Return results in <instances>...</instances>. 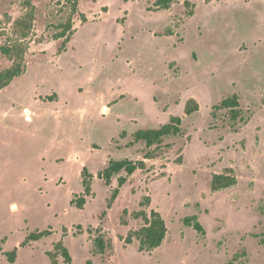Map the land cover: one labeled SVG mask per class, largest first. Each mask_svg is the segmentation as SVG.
Wrapping results in <instances>:
<instances>
[{
	"label": "rangeland",
	"instance_id": "1",
	"mask_svg": "<svg viewBox=\"0 0 264 264\" xmlns=\"http://www.w3.org/2000/svg\"><path fill=\"white\" fill-rule=\"evenodd\" d=\"M27 1L0 0V72L12 65L3 46L27 52V71L1 95L0 171L22 147V162L42 174L0 177V264H52L47 253L59 241L70 264H264V0H173L162 11H151L156 0H80L76 14L67 0ZM28 11L34 27L20 39L14 23ZM71 19L68 50L58 55L56 36ZM52 92L58 101L35 100ZM234 94L243 121L233 124L226 111L214 118L213 107ZM190 99L199 111L187 115ZM173 116L183 133L165 139L161 157L145 161L111 208L118 182L98 177L84 209L71 205L83 193L81 163L97 173L110 159L143 160L145 145H130L132 135ZM228 169L236 185L212 191L213 176ZM142 210L160 212L168 227L150 253L124 241L143 225L133 217ZM189 217L204 233L185 225ZM44 230L52 235L21 247ZM96 230L113 250L95 253Z\"/></svg>",
	"mask_w": 264,
	"mask_h": 264
},
{
	"label": "trees",
	"instance_id": "2",
	"mask_svg": "<svg viewBox=\"0 0 264 264\" xmlns=\"http://www.w3.org/2000/svg\"><path fill=\"white\" fill-rule=\"evenodd\" d=\"M70 4L74 14L78 12V5L80 0H67ZM209 2L212 0H208ZM28 0L26 6L30 7L31 4ZM173 4V0H156L154 3V8L151 11H162L169 10ZM189 5L188 2H186ZM188 16H193L194 12L190 11ZM83 17V16H82ZM85 22V17L82 20ZM34 27V15L31 11L26 12L23 16L17 19L14 23V34L20 39H26ZM73 20H68L67 25L64 29L56 36V39H63L62 48L58 50L61 54L67 50V45L71 41V36L73 33ZM170 34V31H167ZM2 54L7 57L8 60L12 62V65L0 72V93L5 88L9 87L12 82L18 77L22 76L27 69L26 64V49L23 48L18 42L13 44H8L1 48ZM50 97L48 100H53ZM199 111V104L196 100L190 99L185 108V113L187 115H192ZM226 111L230 121L236 124L239 121H243V111L241 109L240 98L238 95L222 100L218 105L213 107L212 115L214 118L217 117V112ZM182 118L173 116L170 121L159 128L155 129H142L137 131L132 136V141L130 145H136L139 142L144 143L146 152L143 154V160H131L128 158L115 160L111 159L108 161L107 165L101 170L97 177L102 180L107 186H110L114 179L118 182V188L113 190L112 199L108 204L111 208L112 203L120 194L121 188L126 185L129 178L134 175L138 170H144L146 168V160H155L161 157L163 150L162 146L165 139L170 137H178L183 133L182 130ZM123 133L121 136H125ZM83 193L80 196H75L71 205L75 206L77 209H84L87 199L93 196V179L94 175L84 167L81 172ZM237 179L233 175L231 169L226 170V173L216 174L211 180V189L214 192L228 189L236 185ZM141 207H147L151 205V199L149 197L145 198L141 202ZM105 215V213H104ZM121 223L126 225L124 215L122 216ZM133 217L135 219H142L143 225L135 231H130L125 238L126 244H132L134 241L139 242V251L142 253H150L155 249L159 248L165 241L168 234V227L164 217L160 212L156 210H151L149 213L142 210L140 212L134 213ZM185 225L193 227L198 233H204V229L196 217H189L184 220ZM81 229V228H80ZM90 231V230H89ZM97 234L94 238L95 253L105 254L107 251L113 250V243L110 239H106L101 232V230H96ZM52 235L50 230L37 231L28 235L21 247H26L34 242H39L43 239L49 238ZM52 264H58V258L62 257L64 263L70 264L72 262V256L68 248L65 246L63 241H59L54 244V250L48 252ZM17 257V252L13 251L9 255V261L14 262ZM87 264H92L87 261Z\"/></svg>",
	"mask_w": 264,
	"mask_h": 264
},
{
	"label": "crops",
	"instance_id": "3",
	"mask_svg": "<svg viewBox=\"0 0 264 264\" xmlns=\"http://www.w3.org/2000/svg\"><path fill=\"white\" fill-rule=\"evenodd\" d=\"M171 35V34H170ZM67 50H68V48H67ZM67 50L65 51V52H67ZM65 52H63V53H65ZM63 53H61V54H63ZM61 54H59L58 53V55H61ZM26 71H27V69H26ZM25 74V73H24ZM21 77V76H20ZM19 78V77H18ZM6 89V88H5ZM4 89V90H5ZM3 90V91H4ZM3 91H1V93H0V103H1V95H2V92ZM48 96V97H47ZM50 98V97H53L54 99L53 100H47V101H45V98ZM60 99V96H59V94L58 93H55V92H52L51 94H49V95H46L45 96V94L44 95H39V96H37L36 97V101H39V102H48V101H58ZM104 109L105 110H107L108 108L105 106L104 107ZM162 126V125H161ZM159 128V127H158ZM155 129V128H154ZM140 130H142V129H140ZM139 131V130H138ZM137 132V131H136ZM135 132V133H136ZM21 133H24V131L23 132H21ZM123 133H125V134H127L128 135V133L127 132H125V131H123L121 134H123ZM134 133V134H135ZM120 134V135H121ZM133 136V135H132ZM21 138H29V137H31V138H38L39 136L38 135H36V134H31V133H29L28 131H26L24 134H22L21 136H20ZM62 147L64 148L65 147V144L63 143L62 144ZM22 153H20L19 151L17 152V154H16V156H15V159L13 160V161H11V159L9 160V158H7V160H6V163H5V166H6V171H3V172H1L0 171V177L1 176H3V175H16V174H19L18 176H16V178H18L19 180H21V181H24V182H28L31 178H32V181H35L37 178L39 179V177L41 176V174H38V171L37 170H32V168H31V163H28V162H26V163H23L22 162V157L25 155V149H23L22 147H20V149H19ZM24 152V153H23ZM0 154H1V152H0ZM34 160V159H33ZM111 160V159H110ZM58 161V160H57ZM109 161V160H108ZM108 161L106 162V164L104 165V167L107 165V163H108ZM67 163L69 164V166H68V168H69V171H70V168L72 169V170H74V171H76V169H75V167L77 166V163H78V161L76 160V158H70V157H68L67 158ZM84 167H86L87 168V166L84 164V163H81V165L78 167L79 169H77V171H78V175L81 177V172H82V170H83V168ZM104 167H103V169H104ZM102 169V170H103ZM89 170V169H88ZM90 171V170H89ZM101 171V170H100ZM100 171H98L97 173H93V172H91L93 175H94V179L97 177V174L100 172ZM137 172H139V171H137ZM137 172H135L134 173V175L132 176V178L133 177H135V175L137 174ZM38 174V175H37ZM31 177V178H30ZM131 178V179H132ZM94 179H93V181H94ZM114 180H116V179H114ZM81 183H82V179H81Z\"/></svg>",
	"mask_w": 264,
	"mask_h": 264
}]
</instances>
